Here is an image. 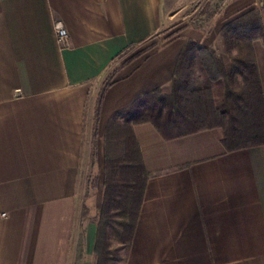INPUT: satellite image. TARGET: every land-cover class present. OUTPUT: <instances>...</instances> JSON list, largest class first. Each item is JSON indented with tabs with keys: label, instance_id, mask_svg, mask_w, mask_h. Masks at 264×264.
<instances>
[{
	"label": "crops",
	"instance_id": "crops-1",
	"mask_svg": "<svg viewBox=\"0 0 264 264\" xmlns=\"http://www.w3.org/2000/svg\"><path fill=\"white\" fill-rule=\"evenodd\" d=\"M185 2L0 0V264H66L84 205V140L95 133L101 182L86 206L98 210L112 116L168 87L188 40L214 49L189 29L152 44ZM252 10L264 27V0H230L226 17ZM252 49L264 100V41ZM132 132L147 180L124 264H264V142L228 150L220 128L171 140L150 123ZM97 222L84 225L87 245Z\"/></svg>",
	"mask_w": 264,
	"mask_h": 264
},
{
	"label": "trees",
	"instance_id": "trees-1",
	"mask_svg": "<svg viewBox=\"0 0 264 264\" xmlns=\"http://www.w3.org/2000/svg\"><path fill=\"white\" fill-rule=\"evenodd\" d=\"M220 36L228 58L188 40L171 84L112 116L106 142L113 140L119 150L104 152L91 264H118L111 242L125 247L127 256L133 238L147 180L133 125L150 123L165 140L220 128L228 150L264 142V100L252 49L253 42L264 41L261 18L249 11L224 25Z\"/></svg>",
	"mask_w": 264,
	"mask_h": 264
},
{
	"label": "rangeland",
	"instance_id": "rangeland-1",
	"mask_svg": "<svg viewBox=\"0 0 264 264\" xmlns=\"http://www.w3.org/2000/svg\"><path fill=\"white\" fill-rule=\"evenodd\" d=\"M186 0L185 5H176L177 13L173 14L172 18L167 20L165 23V30L162 32L160 37L155 40L152 44L159 45L167 40L178 36L185 32V29H189L191 33L197 34L198 38L205 39V42L210 43L212 47H214L217 55L228 56L225 54V51L221 44V36L219 34L207 35V32L211 28L221 27L222 24L228 23L232 20V18L227 19V5L230 0ZM253 11V10H252ZM233 21V20H232ZM204 33L205 35L200 34ZM94 132H92L91 136L88 138L87 142L84 140V149H83V162L81 169V179L80 186L83 187V207L79 211V217L76 225V233L74 236V246L71 254L69 255V259L66 264H91L92 258V248L93 244H86V228L85 224L89 220L95 221L97 219L98 210H92L91 208H87L86 206V196L88 192L93 194L94 191H90L88 187L100 183L101 181L93 179L92 171H95V158L93 156V142H94ZM117 133L112 132V137H115ZM118 135V134H117ZM86 139V134H85ZM116 139V138H113ZM120 145V144H119ZM109 153L118 151L119 147L116 143L108 144L105 141L103 150V158L104 152L106 150ZM102 153V152H101ZM96 154V149H95ZM87 155V158H86ZM90 157L88 158V156ZM102 155V154H101ZM96 164V162H95ZM95 182V183H94ZM98 183V184H99ZM98 221V219H97ZM110 251L113 255L119 258L118 264H124L126 257V248L121 246L117 241L113 240L111 242Z\"/></svg>",
	"mask_w": 264,
	"mask_h": 264
},
{
	"label": "built area",
	"instance_id": "built-area-1",
	"mask_svg": "<svg viewBox=\"0 0 264 264\" xmlns=\"http://www.w3.org/2000/svg\"><path fill=\"white\" fill-rule=\"evenodd\" d=\"M53 31L59 48L66 49L68 47V33L64 24L59 20L54 21Z\"/></svg>",
	"mask_w": 264,
	"mask_h": 264
}]
</instances>
